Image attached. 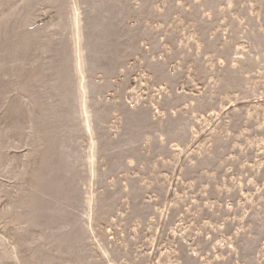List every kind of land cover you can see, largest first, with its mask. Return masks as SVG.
Masks as SVG:
<instances>
[{
  "label": "rangeland",
  "instance_id": "rangeland-1",
  "mask_svg": "<svg viewBox=\"0 0 264 264\" xmlns=\"http://www.w3.org/2000/svg\"><path fill=\"white\" fill-rule=\"evenodd\" d=\"M0 264H264V0H0Z\"/></svg>",
  "mask_w": 264,
  "mask_h": 264
}]
</instances>
